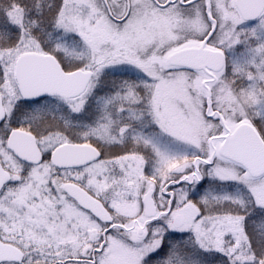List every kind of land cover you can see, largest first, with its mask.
<instances>
[{"label": "snow or ice", "instance_id": "obj_1", "mask_svg": "<svg viewBox=\"0 0 264 264\" xmlns=\"http://www.w3.org/2000/svg\"><path fill=\"white\" fill-rule=\"evenodd\" d=\"M0 264H264V0H0Z\"/></svg>", "mask_w": 264, "mask_h": 264}]
</instances>
